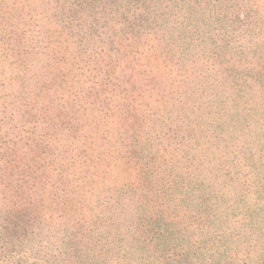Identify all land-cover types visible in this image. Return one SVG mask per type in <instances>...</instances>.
<instances>
[{"label": "trees", "instance_id": "1", "mask_svg": "<svg viewBox=\"0 0 264 264\" xmlns=\"http://www.w3.org/2000/svg\"><path fill=\"white\" fill-rule=\"evenodd\" d=\"M0 264H264V0H0Z\"/></svg>", "mask_w": 264, "mask_h": 264}]
</instances>
